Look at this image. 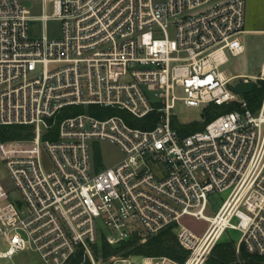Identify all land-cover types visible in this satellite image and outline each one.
<instances>
[{"label": "built area", "instance_id": "built-area-1", "mask_svg": "<svg viewBox=\"0 0 264 264\" xmlns=\"http://www.w3.org/2000/svg\"><path fill=\"white\" fill-rule=\"evenodd\" d=\"M246 21L247 0H0V126L32 131L0 139L16 188L0 181V257L139 264L107 257L103 241L170 227L186 260L140 255L145 264H212L230 228L242 232L238 252L264 256V95L253 106L231 87L263 86L264 63L253 75L223 68L246 51ZM179 101L203 106L204 121L210 104L238 106L182 134L197 121L179 119ZM105 140L123 153L111 165L97 153ZM187 215L206 230L182 223Z\"/></svg>", "mask_w": 264, "mask_h": 264}, {"label": "rangeland", "instance_id": "rangeland-1", "mask_svg": "<svg viewBox=\"0 0 264 264\" xmlns=\"http://www.w3.org/2000/svg\"><path fill=\"white\" fill-rule=\"evenodd\" d=\"M246 28L249 31L240 35V38L246 45V51L238 56H232L230 61L223 67L228 74H259L262 64L264 63V0H247V21ZM171 35L175 34L173 27L170 28ZM238 81V79L236 80ZM203 106H190L179 101L174 112L181 120H193L203 122L202 116ZM109 114L117 113L132 118L127 110L111 109ZM98 157L103 159L105 165H111L123 155L120 147L110 141H100L97 143ZM0 181L3 182L11 192H16L14 182L10 176L6 161L0 154ZM227 192L214 193L211 195V210L214 213L221 206L227 196ZM182 223L187 225L197 234H202L208 227L209 222L203 219H197L193 216H184L181 219ZM142 227L141 224H139ZM103 232L108 234L111 229L107 226H102ZM242 232L238 229H228L221 243L231 242L237 247ZM219 242V243H220ZM0 249H5L4 243L0 240ZM134 259L139 264H145L143 256L136 255ZM0 264H43L41 257L36 252H19L14 257H0Z\"/></svg>", "mask_w": 264, "mask_h": 264}, {"label": "trees", "instance_id": "trees-1", "mask_svg": "<svg viewBox=\"0 0 264 264\" xmlns=\"http://www.w3.org/2000/svg\"><path fill=\"white\" fill-rule=\"evenodd\" d=\"M264 95V85L256 84L252 92L246 96L251 100L253 106H257L258 102ZM237 102L226 103L223 105L210 104L205 108L204 122H192L190 124H181L182 134H187L196 129L204 127L216 113L228 111L237 107ZM98 115L103 113L93 111ZM142 126L147 124L141 123ZM177 125V124H176ZM31 127L29 125H10L0 126V139H19L31 136ZM220 242V241H219ZM217 243L209 257L212 264H264V256L251 253L244 246H241L240 252L237 247L228 243ZM104 254L108 257L115 253H123L126 255H151V256H168L177 261H185L188 257L189 250L181 246L178 241L176 232L172 227L162 230L157 234L140 236L136 235L122 245H111L107 240L102 243Z\"/></svg>", "mask_w": 264, "mask_h": 264}, {"label": "water", "instance_id": "water-1", "mask_svg": "<svg viewBox=\"0 0 264 264\" xmlns=\"http://www.w3.org/2000/svg\"><path fill=\"white\" fill-rule=\"evenodd\" d=\"M254 82H245L241 80L237 85H231L232 89H234L238 93H249L254 89Z\"/></svg>", "mask_w": 264, "mask_h": 264}]
</instances>
